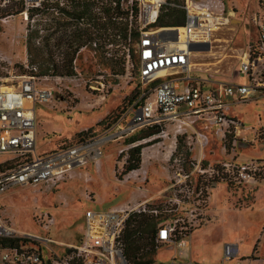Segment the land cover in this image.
<instances>
[{
	"label": "built area",
	"instance_id": "obj_1",
	"mask_svg": "<svg viewBox=\"0 0 264 264\" xmlns=\"http://www.w3.org/2000/svg\"><path fill=\"white\" fill-rule=\"evenodd\" d=\"M43 1L24 0L22 14L27 22V8H41ZM52 1L65 5L64 0ZM134 3L138 9L136 28L139 33L135 57L141 86L139 97L124 113L125 120L131 116L124 132L159 128L167 124H178L179 128L190 127L191 124L203 125L205 130H211L218 138L221 158L204 165L205 150L210 142L208 136L194 131L189 135L182 134L187 155L180 154L178 159L172 156V162L178 165L174 177L168 180L172 196L163 208L149 207L147 203L146 209L144 203L139 209L118 207L107 212L87 211L84 215V235L78 245L60 246L47 236L20 232L0 216V264H130L124 255L121 237L126 221L135 213L159 218L155 242L176 249L178 258H183L189 251L190 235L201 222V207L207 203L206 190L210 183L224 182L241 187L260 183L264 178V158L246 162L236 160L235 148L240 142H249L244 133L253 130L245 129L239 119L229 114L233 104L264 99V0H256L261 12L253 17L257 41L242 50L239 56V72L245 78L239 84L191 76L194 72L192 57L202 52H192L189 46L209 43L210 36L227 25L234 14L225 13L221 0H185V25L173 28L176 34L163 35L161 30L154 29V25L166 0L127 1L130 27ZM54 15H58L57 10ZM113 20L120 21L121 18L114 16ZM76 22L84 26V19ZM179 28L184 30L182 34ZM196 32L200 38L191 36ZM65 41L69 42L67 38ZM118 41L121 42L120 36ZM52 43L55 44L54 39H51ZM110 45L113 44L107 45L106 57L111 55ZM127 52L125 66L127 70L129 67L134 70L128 49ZM78 54L79 51L74 58V70ZM64 55L62 50L59 59H64ZM29 69V72L15 74L8 87L0 88V155H5L0 162V195L15 187L60 181L90 161L97 164L101 157V145L106 139L83 134L73 144L59 146L49 152H38L35 107L54 100L56 92L37 86V81L48 79L49 74L37 75L38 68L33 65ZM230 99L235 101L230 102ZM158 133L148 139H155ZM254 135L258 133L254 132ZM250 141L255 142V139ZM237 253V245H225L220 264L230 261ZM154 264L199 263L180 261L174 257L166 263Z\"/></svg>",
	"mask_w": 264,
	"mask_h": 264
},
{
	"label": "rangeland",
	"instance_id": "obj_2",
	"mask_svg": "<svg viewBox=\"0 0 264 264\" xmlns=\"http://www.w3.org/2000/svg\"><path fill=\"white\" fill-rule=\"evenodd\" d=\"M173 1L176 5L185 4V0ZM221 2L225 13L234 14L227 25L210 36V50L192 57L194 72L191 76L201 80L207 78L239 84L245 81L243 74L238 75L240 53L249 44L253 45L257 41V28L253 17L258 8L256 0ZM17 3V0H0V88L8 87L15 74L30 71L31 65L25 46L28 22L22 13L2 17L5 11H15ZM37 21L41 25L36 45L43 50L42 57H47L43 47L46 31L42 29L47 17L39 16ZM162 28L177 27L154 29ZM62 50L58 51L51 46L49 52L55 61H62L59 59ZM109 50L111 55L107 58L115 57L113 60L121 59L120 62L124 60L125 63L128 52L124 42L118 41L110 45ZM55 53H58V58ZM94 55L93 51L84 47L79 50L76 59L75 75L49 73L48 79L37 81L39 88L55 91L56 94L54 100L36 105L35 122L36 145L40 153L73 144L83 134L106 137L101 145L98 163L90 161L86 166L78 167L57 182L15 187L0 195V216L4 220L20 232L47 236L58 245L79 244L85 231L84 215L87 211L107 212L120 206L139 209L144 203L145 207L148 203L149 207L163 208L164 203L172 196V190L168 189V180L174 177L178 165L172 160L174 157L178 159L180 154L187 155L186 145L181 139L182 134L189 135L193 131L206 134L210 141L205 150L206 161L213 163L221 158L218 138L209 134L204 126L199 124L181 128L178 124L161 125L158 129L159 136L155 139L148 137L124 145L127 137L137 134L140 130H146L144 128L132 133L124 132L126 122L130 121L131 116L125 120V112L120 113L122 106L127 104V99L124 101V98L133 96L141 83L133 68L129 67L127 70L125 66L124 74L116 76L108 65L96 63ZM92 63L96 65L89 74L85 71L86 64ZM229 101L234 102L235 99ZM229 114L237 117L245 129L253 130L244 133L249 142H240L235 148V155H240L241 159H263V100L233 104ZM254 132L258 135H254ZM253 139L255 142L250 141ZM138 145L143 146L141 166L136 171L124 174L127 151ZM4 157L5 155H0V162ZM187 157L189 158V155ZM205 184L204 182L203 185ZM260 185H264V181L261 180ZM206 191L207 197L210 195V201L208 203L207 199V203L201 207L200 224L206 213L209 222L191 236L190 253L193 260L202 264L221 262L224 258V247L229 244L237 245L239 253L225 264H250L251 259L256 258L253 254L254 238L260 229H257L260 218L254 215L248 219L244 212L256 206L257 190L234 188L224 182H218L210 183ZM259 254L264 256V248L260 249ZM173 255L174 250L171 248H161L157 251L156 261L166 263Z\"/></svg>",
	"mask_w": 264,
	"mask_h": 264
},
{
	"label": "trees",
	"instance_id": "obj_3",
	"mask_svg": "<svg viewBox=\"0 0 264 264\" xmlns=\"http://www.w3.org/2000/svg\"><path fill=\"white\" fill-rule=\"evenodd\" d=\"M64 1V6H60L56 1L44 0L41 3V8H27L28 25L25 46L29 64L38 68L37 75H46L49 73L64 74L67 76L75 75L73 62L76 53L82 47H86L88 50L95 53L93 57L97 60L96 63L108 65L110 71L116 76L123 75L125 71L124 60L120 62L121 59L113 60L114 58L110 59L105 56L107 45H114L117 43L118 36H120L121 42H124L127 46L130 57L134 62V71L137 77L138 66L135 57V44L139 33L136 28L138 17L136 4L134 3L131 7L132 26L130 27V8L127 7L126 0ZM17 2V9L15 11H5V14L2 17L22 13L25 10L24 0H17ZM113 2H117V5L114 6ZM183 5L184 3L182 5H176V2L173 0H166L154 26H184L186 23V11L183 8ZM55 10L58 12L57 16L54 15ZM39 16L47 17V21L42 24V29L46 31V35L43 37V47L44 52L48 54L47 57H42L41 53L43 50H40L36 45L40 31L39 26L41 25L40 22L37 21V17ZM114 16L117 18L120 17L121 20H113ZM79 19H84V26L78 25L76 21ZM55 36V44L51 45L50 41L51 39H54ZM66 38L69 42L65 41ZM93 44H96V46ZM51 46L58 50L63 49L65 51L64 59H62V61H55L52 58V55L49 52ZM94 65L96 64L94 63ZM94 65L93 63L89 65L86 64L85 71L89 74L92 73ZM139 94L140 86L135 90L133 96L129 95L124 98V101L127 99V104L122 106L120 111L121 114H123L130 104L139 97ZM108 127L110 126L108 125ZM158 129L159 128L156 127L140 130L137 134L127 137L124 141V145H129L136 141L151 137L159 132ZM205 131H208L209 134L212 135L211 130ZM142 148V145H138L127 151L128 157L124 165V174L136 171L140 168ZM215 150L217 153L218 144L217 149L215 147ZM203 163L206 165L207 161L205 160ZM261 180L264 181V178ZM159 221V218L148 216L143 213H135L126 221L121 241L124 246V255L130 264H154L157 262V251L166 247L161 243L155 242L157 233L156 227Z\"/></svg>",
	"mask_w": 264,
	"mask_h": 264
},
{
	"label": "crops",
	"instance_id": "obj_4",
	"mask_svg": "<svg viewBox=\"0 0 264 264\" xmlns=\"http://www.w3.org/2000/svg\"><path fill=\"white\" fill-rule=\"evenodd\" d=\"M256 6H257V4H256ZM258 12L260 13L261 11L259 10ZM249 45H251V44H249ZM248 46H247V48H248ZM239 74H240V72H238V75ZM203 80H205V79H203ZM216 81H218V80H216ZM258 100H263V103H264V99H258ZM255 101H257V100H255ZM233 117H235V116H233ZM235 118H237V117H235ZM261 129H264V127H262ZM236 160L239 161V162H246V161H250L251 159H241L240 158V155H239V156H236ZM212 187H214V185L211 186L210 189ZM233 187L234 188H239V189H246L247 188V189H255V190H257L256 193H255L256 201H257L256 206H254L253 209L252 208L251 209H247V210H250V211L244 212L245 213L244 216L245 217H248V219H250L251 216L257 215V217L260 218V220L258 221V227H257V229L259 227H260V229H259V232L257 231L258 235L254 238V241H255V250H254L253 254H255V257L256 258L255 259H251L250 264H253L254 262L257 263V264H258V262L259 263L261 262V264H262V262H264V256L260 255L259 252H260V249H263L264 248V185H260V183H256L254 185H247V186H241V187H235V186H233ZM209 201H210V195H208V203H209ZM120 207H122V206H120ZM234 210H237V209H234ZM237 211H243V210H237ZM244 211H246V210H244ZM206 217H207V213H206V216H205V214L203 215V221L200 224V226L196 227L192 231V233L190 235V240H189L190 247H189V251H188L187 256L186 257H183V258H178L180 256H178L177 250L174 249V255L172 256V258L175 257V259H181L180 261H182V259H184L186 261H192V262H196V263L202 264V263H200L198 261L193 260V258L191 256V253H190V250H191V236H192V234L195 231H197L198 229H201L206 222L207 223L209 222L208 219H206ZM221 262H218V263H215V264H220Z\"/></svg>",
	"mask_w": 264,
	"mask_h": 264
},
{
	"label": "water",
	"instance_id": "obj_5",
	"mask_svg": "<svg viewBox=\"0 0 264 264\" xmlns=\"http://www.w3.org/2000/svg\"><path fill=\"white\" fill-rule=\"evenodd\" d=\"M163 34H168V33H174L176 34V30L173 28H162L161 32ZM189 50L192 52H207L210 50V44L209 43H202V44H191L189 46Z\"/></svg>",
	"mask_w": 264,
	"mask_h": 264
},
{
	"label": "bare ground",
	"instance_id": "obj_6",
	"mask_svg": "<svg viewBox=\"0 0 264 264\" xmlns=\"http://www.w3.org/2000/svg\"><path fill=\"white\" fill-rule=\"evenodd\" d=\"M178 31H179V33L182 34L184 30L182 28H179ZM191 36L196 37V38H200V34H198V32H196L195 34H191ZM193 66H194V64H193ZM161 75H163V73H161Z\"/></svg>",
	"mask_w": 264,
	"mask_h": 264
}]
</instances>
